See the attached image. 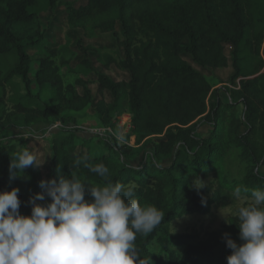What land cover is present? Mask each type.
<instances>
[{"label":"trees","instance_id":"obj_1","mask_svg":"<svg viewBox=\"0 0 264 264\" xmlns=\"http://www.w3.org/2000/svg\"><path fill=\"white\" fill-rule=\"evenodd\" d=\"M41 1L0 0V89L13 77L22 81L28 94L32 81L53 89L48 103L18 97L10 109L0 97V134L36 123L75 122L74 113L93 104L103 127L114 128L121 115L130 114L131 128L126 137L134 135L136 147L150 140V151L134 167L124 160L132 147L116 145L112 135L103 138L105 150L92 155L88 147L78 148L75 130L70 129L51 138L50 171L39 176L36 167L23 172L9 169L13 155L22 150L32 152V145L26 141L36 137L28 134L22 143H16L12 137L2 136L0 191L19 188V210L30 215L29 198L44 191L42 180H58V168L65 177L98 187L108 181L118 182L134 188V198L142 206L153 205L164 214L151 233L137 234L139 264H227L232 250L226 245L225 234L241 243L237 217L203 236L173 234L168 225L185 214L207 213L212 204L232 200L238 187L241 194L248 195L253 189L264 190V16L260 9L264 0L68 2L66 22L70 27L114 32L119 25L122 30V56L99 52L98 57L102 66L114 65L127 72L128 78L113 79L94 72L96 97L86 78L63 81L53 49L37 59L38 69L31 78L33 58L28 50L44 40L36 13ZM47 1L55 5L58 0ZM226 45L232 47L230 57L225 53ZM77 46L82 52V66L93 71L89 57L92 48L80 41ZM229 60L231 88H214L190 63L217 69L226 68ZM222 90L228 93L227 100H223ZM200 122L210 126L207 135L198 134ZM155 136L161 137L154 141L151 138ZM234 149L245 170L239 177L230 176L225 169L226 156ZM85 157L89 163H103L109 169L108 176L101 178L83 165H74L77 158ZM169 158V164H159ZM85 199H92L87 186Z\"/></svg>","mask_w":264,"mask_h":264},{"label":"clouds","instance_id":"obj_2","mask_svg":"<svg viewBox=\"0 0 264 264\" xmlns=\"http://www.w3.org/2000/svg\"><path fill=\"white\" fill-rule=\"evenodd\" d=\"M41 163L22 150L12 156L9 169L23 172ZM74 165L101 178L109 174L103 163H89L86 157ZM57 174L58 180H42L44 191L29 198L30 215L19 210V188L0 191V264H139L137 234L151 233L164 214L153 205L142 206L132 187L111 181L90 185L65 177L59 168ZM86 186L91 200L85 199ZM241 191L236 188L233 196L239 198ZM237 219L241 243L225 234L232 250L227 264H264V190H251L250 203L238 208Z\"/></svg>","mask_w":264,"mask_h":264},{"label":"rangeland","instance_id":"obj_3","mask_svg":"<svg viewBox=\"0 0 264 264\" xmlns=\"http://www.w3.org/2000/svg\"><path fill=\"white\" fill-rule=\"evenodd\" d=\"M72 2L74 5H80L85 0H58L55 5H50L47 0L41 1L37 8V15L41 28L44 30V40L38 47L28 50L33 60L30 64V76L33 78L38 69V58L49 54V49L56 51L54 61L59 67V72L63 81L72 82L77 77H83L89 80L90 88L93 92V97L97 96V83L94 72H103L113 79L128 78V73L111 65L105 68L99 61L98 53L107 52L116 57L122 56V48L120 40L122 39V30L119 25L116 26L114 32H101L98 30L90 31L81 28L70 27L67 22V3ZM261 13L264 16V2L260 6ZM80 41L83 46H90L92 49L89 52V57L92 60L93 71H86L81 64L82 52L77 46ZM231 46H225V53L229 56ZM188 56V55H187ZM183 57L189 61V56ZM230 57V56H229ZM196 69H198L209 80L211 85L216 88L218 86L232 87L228 82L233 73L231 63L226 68H199L190 62ZM264 71V69H262ZM53 89L49 84L40 86L37 82H31L30 94L24 89L22 81L18 77H13L9 82H6L3 88L0 89V97L7 109H10L14 98H33L35 102L38 100L42 103H48L52 96ZM222 98L226 99L225 90H222ZM228 94V93H227ZM36 98V99H35ZM105 98L110 101L111 98L105 92ZM238 112L241 110V105L238 106ZM76 116L75 122H68L66 124L55 121L53 124L36 123L30 128H10L0 134V137L13 138V142L22 143L23 138L30 134L37 135L36 138L41 137L42 140H37L34 137H29L26 143L32 145V153L36 155L37 161L42 162L40 166L36 167L39 176H46L50 171L49 158L51 150L49 144L54 135L64 134L67 130H75L74 135L78 140V148L85 150L87 147L92 155L99 154L104 151L106 146L103 138H108V135L99 136L98 133L103 126L100 123L98 116L94 111L93 104H90L81 111L74 113ZM126 114V113H125ZM51 126V127H49ZM210 126L206 123L200 122L198 127V134L207 135L210 131ZM34 130V132H32ZM112 136L116 139V145H126L132 147L125 155V161L136 167L145 158L144 153L150 151V140L144 144H139L136 147L135 137L131 138L128 135V128L126 124H119L111 128ZM50 134V136H49ZM123 136V140L118 137ZM21 140H19V138ZM161 136L152 137L157 141ZM16 139V140H15ZM134 139V140H133ZM261 139V137H259ZM110 141L113 142V140ZM81 142L83 144H81ZM20 145V144H19ZM136 147V148H135ZM138 150V151H137ZM171 159H162L159 161L160 165L169 164ZM225 169L230 176L239 177L245 172L243 165L238 157V151L231 150L225 159ZM264 172V166L261 167ZM250 203V195L241 194L239 198L233 197L228 202H221L219 204H212L207 213H190L185 214L171 221L168 225V230L173 234H197L203 236L206 233L220 229L227 223L231 217H237L238 208L246 206ZM227 220V221H226Z\"/></svg>","mask_w":264,"mask_h":264},{"label":"built area","instance_id":"obj_4","mask_svg":"<svg viewBox=\"0 0 264 264\" xmlns=\"http://www.w3.org/2000/svg\"><path fill=\"white\" fill-rule=\"evenodd\" d=\"M118 124H119V126L121 125V124H126L127 125V128H128V131L130 130V128H131V122H130V114H128V113H124L123 115H121L119 118H118V122H117ZM49 127H51V126H49ZM96 134H98L99 136H103V135H112V130H111V128L110 127H103L102 129H100L99 131H98V133L97 132H95ZM29 134H32V133H29ZM50 135V134H49ZM34 136H36L37 137V135H34ZM134 138V135H131L130 136V140H131V138ZM134 140V139H133Z\"/></svg>","mask_w":264,"mask_h":264}]
</instances>
